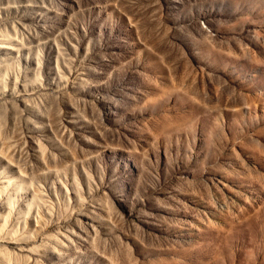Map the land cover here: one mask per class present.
Masks as SVG:
<instances>
[{
    "label": "rangeland",
    "instance_id": "1",
    "mask_svg": "<svg viewBox=\"0 0 264 264\" xmlns=\"http://www.w3.org/2000/svg\"><path fill=\"white\" fill-rule=\"evenodd\" d=\"M0 264H264V0H0Z\"/></svg>",
    "mask_w": 264,
    "mask_h": 264
}]
</instances>
